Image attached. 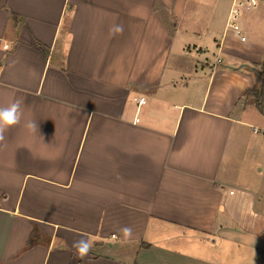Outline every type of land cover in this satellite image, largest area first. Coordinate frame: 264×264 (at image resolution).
<instances>
[{"label": "crops", "instance_id": "obj_1", "mask_svg": "<svg viewBox=\"0 0 264 264\" xmlns=\"http://www.w3.org/2000/svg\"><path fill=\"white\" fill-rule=\"evenodd\" d=\"M231 1L0 0V107L23 113L0 141V264H264L243 99L264 0L240 19L244 43Z\"/></svg>", "mask_w": 264, "mask_h": 264}, {"label": "clouds", "instance_id": "obj_2", "mask_svg": "<svg viewBox=\"0 0 264 264\" xmlns=\"http://www.w3.org/2000/svg\"><path fill=\"white\" fill-rule=\"evenodd\" d=\"M123 25H115L112 29L113 34H119L123 32ZM21 101L16 100L9 104L6 107H0V141L5 139V133L13 126H16L21 123L22 119V109ZM28 129L33 132L38 131V124L35 121H29L25 125ZM122 235L121 242H128L133 237L132 228L129 226H124L120 229ZM116 239V237H113ZM94 242L89 239L87 236H81L80 239L75 240L72 244V249L74 250V255L83 260L88 257L89 253L93 248Z\"/></svg>", "mask_w": 264, "mask_h": 264}, {"label": "built area", "instance_id": "obj_3", "mask_svg": "<svg viewBox=\"0 0 264 264\" xmlns=\"http://www.w3.org/2000/svg\"><path fill=\"white\" fill-rule=\"evenodd\" d=\"M263 0H232L231 5L226 18V29L234 34V36L241 42L246 41V37L243 36L240 27V19L242 15L251 13L254 11ZM220 61L218 60V63ZM137 106L145 104L144 98L132 99ZM256 133V131H254Z\"/></svg>", "mask_w": 264, "mask_h": 264}, {"label": "trees", "instance_id": "obj_4", "mask_svg": "<svg viewBox=\"0 0 264 264\" xmlns=\"http://www.w3.org/2000/svg\"><path fill=\"white\" fill-rule=\"evenodd\" d=\"M252 73L256 83L251 89L244 92L243 99H245L247 103L253 104L257 111L264 116V58L261 63V69H253ZM39 240L38 232L33 228L27 242V247L39 242Z\"/></svg>", "mask_w": 264, "mask_h": 264}, {"label": "rangeland", "instance_id": "obj_5", "mask_svg": "<svg viewBox=\"0 0 264 264\" xmlns=\"http://www.w3.org/2000/svg\"><path fill=\"white\" fill-rule=\"evenodd\" d=\"M214 59H215V54H213L212 52L208 54L205 59H202L201 63L203 64H206L207 62L212 63ZM246 109L249 110V114L251 116H254L255 118H257V120H259L257 123L254 124V128L258 132V140H259V143L262 145L260 149V153H261L260 163L256 168L252 167L251 170L253 171L254 174H257L259 178L261 179V182L264 183V116L261 115L255 108V106L251 103H247ZM258 169H260V171H258Z\"/></svg>", "mask_w": 264, "mask_h": 264}]
</instances>
